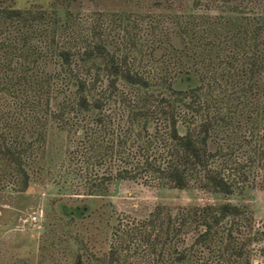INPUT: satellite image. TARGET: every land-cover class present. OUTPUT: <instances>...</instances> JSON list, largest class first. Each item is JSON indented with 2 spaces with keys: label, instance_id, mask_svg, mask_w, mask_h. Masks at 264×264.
I'll return each mask as SVG.
<instances>
[{
  "label": "rangeland",
  "instance_id": "obj_1",
  "mask_svg": "<svg viewBox=\"0 0 264 264\" xmlns=\"http://www.w3.org/2000/svg\"><path fill=\"white\" fill-rule=\"evenodd\" d=\"M3 7L31 12L28 24L38 33L33 34V40L43 39L44 34L50 33L48 30L53 25L50 21H57L54 28H57L55 35L60 37L59 43L74 51L73 68H89L91 76L99 75L97 90L85 93L89 100L100 99L103 106L101 110L91 105L82 112L67 111L63 120L47 117L44 139L25 158L24 167L29 174L27 186L15 164L0 153V264H172L180 250L190 253L199 227L197 223L185 225L179 234L170 236L167 230L178 222L180 213L224 203L240 207L250 216L251 228H242L243 234L250 238L239 258L236 254L239 239H244L239 234V216L229 215L211 233L212 245L222 249L224 260H228L224 250L228 247V257L234 264H264V184L261 181L264 171L261 166L253 165L251 170L256 172L240 182L239 173L234 174L228 165L224 166L225 175L232 173L230 193L203 184L204 172L182 188L162 178L156 179L157 176L138 175L134 179L112 178L93 191L84 188L81 169L76 175L67 174L69 169L78 167L71 160V150L89 134H84L86 126L95 128L89 156L91 161L102 159V164L95 169L96 174L103 176L114 174L117 166L132 169L146 156L157 163L163 162L165 144L162 142L171 129V119H164L161 114L163 105L177 106L175 125L179 133L190 129L202 135L201 124L206 115L186 110L175 99L158 76L163 73L161 59L163 55L170 59V72L174 75L179 67L173 49L179 43L174 35L191 15L264 18V0H0V8ZM16 19L0 18V35L13 33ZM20 26L26 29L22 23ZM68 39L73 41L72 46L66 42ZM98 43L114 57H125L132 69L148 78L149 85H132L120 76L107 74L106 55L81 59L78 52ZM60 61L57 60L59 64ZM42 65L47 69L53 66ZM54 66L60 67L57 63ZM110 79L114 86L109 85ZM172 81L175 87L188 85L178 78ZM3 98L11 99L0 93V103ZM69 99L76 100L72 86L50 99L52 109L57 111L59 102ZM214 104L211 114L231 116L230 121L238 118L229 112V104ZM11 108L12 103L4 111ZM134 108L141 109L134 111ZM221 124L219 129L210 130L208 150L219 154L211 165L220 167L226 160L233 167L234 162H239V130L225 136L226 129L231 127ZM35 135L27 133L25 137ZM221 150L222 154L226 153L224 157ZM83 205L88 210L74 219L65 212L66 208ZM34 215L36 220H32ZM185 257L175 264H188L194 258L191 254Z\"/></svg>",
  "mask_w": 264,
  "mask_h": 264
},
{
  "label": "trees",
  "instance_id": "obj_2",
  "mask_svg": "<svg viewBox=\"0 0 264 264\" xmlns=\"http://www.w3.org/2000/svg\"><path fill=\"white\" fill-rule=\"evenodd\" d=\"M30 13L16 8H0V18H17L13 33L0 35V49L4 50L0 53V93L11 98H3L0 103V153L15 164L23 175L24 186H27L29 180V174L24 167L25 158L32 155L34 146L44 139L47 117L63 120L67 111L82 112L88 110L91 105L101 110L103 106L100 99L93 97V100H89L85 93L97 90L99 75L91 76L89 68H73L71 61L75 55L74 51L70 50V47L63 48L59 43L60 37L55 35L57 28H54L57 21H50L53 24L48 30L50 33L44 34L43 39L33 40V34L38 33L28 24L31 21ZM190 17L191 19L187 18L179 24V29L174 35L179 43L178 47L173 46L176 51L175 58L178 60L175 63L179 67H176L173 75L170 72V59L163 55V73H158V76L186 110L206 115L201 124L203 134L196 135L190 129L179 133L175 125L179 114L176 113L177 106L170 103L163 105L160 107L163 112L161 114L165 116L164 119H171V129L166 134L164 143L162 142L165 144L163 162L157 163L146 156L142 162L137 161V165L132 169L117 166L114 174H106L105 177L96 174L95 169L96 165L102 164V159H90L89 152L93 148L96 132L95 128L86 126L84 134H89L71 150V160H74L78 167L67 171L68 175H76L81 169L84 172L82 184L86 190H98L112 178L134 179L138 175L149 178L157 176L156 179L162 178L182 188L204 172L203 184L211 185L220 192L230 193L233 186L232 173L225 175L224 166L228 165L234 174L239 173V182L248 180L249 176L256 172L251 170L253 165L258 168L261 166L264 171V18L221 14ZM21 23L26 29L20 26ZM42 35L40 33L38 36ZM66 42L73 45L70 39ZM78 53L83 60H91L96 54L106 55L109 62L105 67L107 74L120 76L132 85H149L148 78L132 69L125 57H114L101 43L92 47L88 45L84 51ZM47 63L53 66L47 69L42 65ZM53 63L60 67L57 68ZM177 78L180 82L188 83L187 87H175V80L172 79ZM193 79L196 83H193ZM110 80L109 85L114 86V81ZM71 86L75 90L76 100H62L59 102V109L54 111L50 99L64 93L65 89ZM104 91L106 93V89ZM216 94H219V97ZM187 98L190 100L187 101ZM221 102L229 104V112L238 115L239 119L230 121L231 116L211 114L210 108L213 104L219 105ZM11 103V110L4 111V107ZM144 114L146 113H140ZM133 116H136V113ZM221 123L231 127L225 128V136L236 134L239 130V162H234L233 167L226 160L220 167L211 165L219 154L217 151L208 150V140L211 131L219 129ZM27 133L36 135L27 139ZM219 152L222 157L226 155L222 154V150ZM107 171H111L109 166ZM262 177L264 184V176ZM86 210L88 206L83 205L75 209L66 208L65 212L69 218L74 219ZM229 215L239 216V234L243 235L244 239H239V250L236 254L239 258L242 257V249L250 238V235L243 234L242 228H251L250 216L240 207L224 203L205 205L180 213L178 222L172 223L170 230H167L170 236L179 234L185 225L197 223L199 227L190 253L180 250L172 264L182 262L187 254L194 257L188 260V264H228V260L230 264H234L228 257V247L224 249L228 260H224L222 249L212 245L210 240L215 226L221 224ZM149 222L152 221L149 219ZM229 237L232 238V235Z\"/></svg>",
  "mask_w": 264,
  "mask_h": 264
},
{
  "label": "built area",
  "instance_id": "obj_3",
  "mask_svg": "<svg viewBox=\"0 0 264 264\" xmlns=\"http://www.w3.org/2000/svg\"><path fill=\"white\" fill-rule=\"evenodd\" d=\"M32 220H36V216L34 215V216H32Z\"/></svg>",
  "mask_w": 264,
  "mask_h": 264
}]
</instances>
